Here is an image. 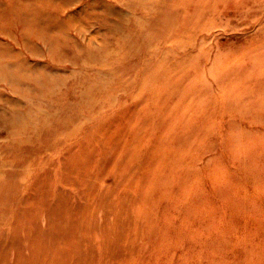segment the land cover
<instances>
[{
	"label": "rangeland",
	"instance_id": "374dc122",
	"mask_svg": "<svg viewBox=\"0 0 264 264\" xmlns=\"http://www.w3.org/2000/svg\"><path fill=\"white\" fill-rule=\"evenodd\" d=\"M0 207L29 264H264V0H0Z\"/></svg>",
	"mask_w": 264,
	"mask_h": 264
},
{
	"label": "bare ground",
	"instance_id": "6f19581e",
	"mask_svg": "<svg viewBox=\"0 0 264 264\" xmlns=\"http://www.w3.org/2000/svg\"><path fill=\"white\" fill-rule=\"evenodd\" d=\"M8 2V1H7ZM48 5H50V3L48 4ZM51 6V5H50ZM49 6V7H50ZM17 8V4L15 5V3H13L12 5H10V20H11V22H12V24H17V25H20L21 27H23V28H25V32H26V35L28 36L30 33H31V29H30V24H29V19H24V20H21V19H19V18H16V15H15V12H14V8ZM21 9H23L22 7H20ZM46 8V7H45ZM35 22H37V21H35L34 20V23L33 24H35ZM34 33H36L35 34V36H37V37H42L43 35H41L42 33H40V30H37L36 32L34 31ZM61 137V136H60ZM56 138H54V140H55ZM20 145V144H19ZM18 145V146H19ZM33 145V144H32ZM77 153V152H76ZM82 153V152H81ZM133 153V152H132ZM79 158H80V155H79ZM66 159V158H65ZM82 161H84V160H82ZM73 163H76L75 161L73 162ZM81 163V162H80ZM77 164V163H76ZM76 164H73V165H76ZM112 164H113V162H112ZM145 164V163H144ZM82 165V164H81ZM80 165V166H81ZM78 166V165H77ZM76 166V167H77ZM23 167V166H22ZM75 167V166H74ZM80 168H82V167H80ZM93 168V167H92ZM77 169V168H76ZM90 170V169H89ZM97 170V169H96ZM92 171H94L93 169H92ZM83 173V172H82ZM76 174V173H75ZM25 175V174H24ZM89 175V174H88ZM76 177V176H75ZM78 177V176H77ZM80 177V176H79ZM70 178H72V177H70ZM69 178V179H70ZM89 178V177H88ZM91 178V177H90ZM90 178H89V180H90ZM74 179V178H73ZM85 179V178H84ZM83 179V180H84ZM121 179V178H120ZM52 181V180H51ZM80 181V180H79ZM89 182V181H88ZM117 183V182H116ZM124 183V182H123ZM54 184V183H53ZM84 184V183H83ZM114 184V183H113ZM55 185V184H54ZM118 185V184H117ZM125 185V184H124ZM123 185V186H124ZM45 186V185H44ZM78 186V185H77ZM115 186V185H114ZM122 186V185H121ZM53 187V186H52ZM26 188V187H25ZM118 188V187H117ZM53 189V188H52ZM83 188H81V190H82ZM84 190V189H83ZM23 191V190H22ZM42 191V190H41ZM45 191V190H44ZM80 192V191H79ZM54 193V192H53ZM61 193V192H60ZM119 193V192H118ZM77 194V193H76ZM82 194H83V192H82ZM85 194H87V193H85ZM96 194H97V192H96ZM3 197H11L12 198V196L14 195L13 194V192H10V193H7V194H5V193H2L1 194ZM53 195V194H52ZM81 195V194H80ZM99 194H97V196H98ZM115 195V194H114ZM117 195H119V194H117ZM1 196V197H2ZM78 196V195H77ZM84 196H86V195H84L83 194V197ZM102 196V195H101ZM52 197V196H51ZM105 197V196H104ZM49 198V197H48ZM60 198H61V196H60ZM72 198H74V197H72ZM116 198V197H115ZM10 199V198H9ZM62 199V198H61ZM82 199V198H81ZM44 200V199H43ZM46 200V199H45ZM75 200V199H74ZM108 200V199H107ZM110 200V199H109ZM108 200V201H109ZM115 200V199H114ZM119 200V199H118ZM124 200V199H123ZM123 200H122V202H123ZM62 201V200H61ZM101 202V201H100ZM107 202V201H106ZM124 202H125V200H124ZM68 203V202H67ZM108 203V202H107ZM64 204H65V202H64ZM122 205H123V203H121ZM115 205V204H114ZM134 206V205H133ZM17 207V206H16ZM46 207H47V211L49 212V213H53V212H57V211H61V205H60V202L58 201V200H56V199H53V201L48 205L47 203H46ZM78 207H80V206H78ZM86 207H87V205H86ZM114 207V206H113ZM15 208V207H14ZM98 208H99V206H98ZM104 208H106V206L104 207ZM94 209V208H93ZM108 209V208H107ZM106 209V210H107ZM110 209V208H109ZM38 210V209H37ZM129 210V209H128ZM133 210V209H132ZM0 211H3V214L5 215L6 213H9V211H8V209H4V208H1L0 207ZM36 211V210H35ZM125 211V210H124ZM34 212V211H33ZM92 212V211H91ZM130 212V211H129ZM132 212V211H131ZM1 213V212H0ZM73 213V212H72ZM83 213V212H82ZM13 216H15V217H19L20 218V215H21V212L20 211H18V210H13L12 211V213H11ZM23 214V213H22ZM131 214V213H130ZM133 214V213H132ZM24 215H26V213H24ZM31 215V214H30ZM29 213H27V215H26V219L25 220H23L22 219V217H21V221L22 222H20V223H18V224H13V225H9L8 227H7V229H4V230H2V229H0V264H29V252L31 253V252H34L35 251V249H36V251L39 249V247L37 248L36 246H33V244H31V243H29V220L27 219V218H29ZM42 215V214H41ZM70 215V214H69ZM80 215V214H79ZM124 215V214H123ZM135 215H139L138 213H135ZM64 216V215H63ZM141 216V215H140ZM25 217V216H24ZM43 217V216H42ZM50 217V216H49ZM49 217H48V219H49ZM81 217V216H80ZM87 217H89V216H87ZM125 217V216H124ZM123 217V218H124ZM130 217H131V215H130ZM134 217V216H133ZM37 218H38V216H37ZM36 218V219H37ZM51 218V217H50ZM95 218V217H94ZM121 218V217H120ZM141 218V217H140ZM35 219V220H36ZM56 219V218H55ZM72 219V218H71ZM80 219V218H79ZM87 219V218H86ZM130 219V218H129ZM38 220H40V219H38ZM58 220V219H57ZM56 220V221H57ZM118 220V219H117ZM120 220V219H119ZM133 220V219H132ZM135 220V219H134ZM138 220V219H137ZM143 220V219H142ZM88 221V220H87ZM98 221V220H97ZM126 221V220H125ZM139 221V220H138ZM141 221V220H140ZM50 222V221H49ZM90 222V221H89ZM135 222H136V220H135ZM31 223V222H30ZM91 223V222H90ZM128 223V222H127ZM89 224V223H88ZM130 224V223H129ZM52 225H54V224H52ZM89 225H91V224H89ZM115 225H117V223L115 224ZM119 225V224H118ZM117 225V226H118ZM127 225V224H126ZM32 226V225H31ZM114 226V225H113ZM129 226V225H128ZM68 227H70V226H68ZM79 227V226H78ZM108 227V226H107ZM111 227V226H110ZM91 228H92V226H91ZM120 228H123L122 226H120ZM34 229V228H33ZM48 229V228H47ZM57 229V228H56ZM105 229V228H104ZM108 229V228H107ZM119 229V228H118ZM6 230V231H5ZM81 230V229H80ZM5 231V232H4ZM20 231H23L24 232V235H22L23 237H21V235H20ZM49 231V230H48ZM51 231H52V229H51ZM57 231V230H56ZM70 231H71V229H70ZM74 231V230H73ZM108 231V230H107ZM127 231V230H126ZM59 232V231H58ZM61 232V231H60ZM66 232V231H65ZM75 232V231H74ZM73 232V233H74ZM82 232H83V230H82ZM119 235H121V231H120V229H119ZM3 233H5V235H7L6 237H4V238H2V235H3ZM35 233V232H34ZM61 233H63V232H61ZM84 233V232H83ZM106 233V232H105ZM114 231H113V235H114ZM117 233V232H116ZM109 235V231H108V233H106V235ZM118 234V233H117ZM54 235H57V234H54ZM31 236V235H30ZM110 236V235H109ZM115 236V235H114ZM62 237V236H61ZM85 237V236H84ZM107 237V236H106ZM111 237V236H110ZM116 237V236H115ZM80 238V237H79ZM78 238V239H79ZM116 239H117V237H116ZM59 240V239H58ZM115 240V239H114ZM68 241V240H67ZM32 242V241H31ZM57 242V241H56ZM70 242V241H69ZM108 243V242H107ZM114 243V242H113ZM112 243V244H113ZM56 244V243H55ZM111 245V244H110ZM54 246V245H53ZM55 246H57V245H55ZM54 246V247H55ZM59 246V245H58ZM61 246H65V245H61ZM44 248L46 249V252H47V250H54V249H51V247L50 246H45L44 245ZM109 248V247H108ZM66 249V248H65ZM113 250H114V248H113ZM66 251V250H65ZM68 251V250H67ZM75 251V250H74ZM58 252V251H57ZM61 253V252H60ZM72 253V252H71ZM75 253V252H74ZM10 254H12L13 255V260L12 261H10L9 260V258H10ZM56 254V253H55ZM54 255V254H53ZM52 255V256H53ZM66 255V254H65ZM69 256V255H68ZM71 256V255H70ZM45 258V257H44ZM71 260V259H70ZM73 260V259H72ZM69 261V260H68ZM35 261H33V260H31V263H34ZM48 263V262H47Z\"/></svg>",
	"mask_w": 264,
	"mask_h": 264
}]
</instances>
